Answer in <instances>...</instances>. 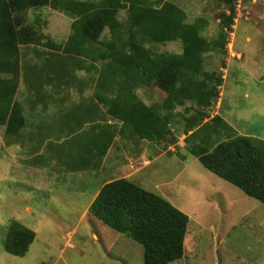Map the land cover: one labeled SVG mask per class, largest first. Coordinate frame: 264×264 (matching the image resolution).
<instances>
[{"label": "trees", "instance_id": "16d2710c", "mask_svg": "<svg viewBox=\"0 0 264 264\" xmlns=\"http://www.w3.org/2000/svg\"><path fill=\"white\" fill-rule=\"evenodd\" d=\"M210 1L225 8L219 14L222 33L213 41L201 34L205 19L187 23L184 12L167 0H155V5L145 0H0V128L5 138L14 140L8 144L17 145L27 129L35 130L40 120L46 123L50 118L52 125L62 123L70 138L65 142L69 150L56 159L59 168L97 172L117 138L127 147L136 142L163 145L170 157L168 147H175L184 135L187 153L205 170L264 207V141L240 135L219 115L208 114L223 81L205 70L204 55L225 50L237 0ZM42 8L71 20L63 44L42 33L45 22L32 14ZM122 11L125 17L120 20ZM168 43H179L181 52L157 53L151 48ZM29 52L43 61L22 62ZM80 73L84 76L78 77ZM21 83L29 95L27 109L16 100ZM150 86L166 99L143 102L137 91ZM53 89L65 91L66 97L73 89L79 99L62 108ZM87 91L91 96L85 98ZM84 100L90 104L83 105ZM176 107H183V112L177 114ZM46 155L49 163L53 156ZM100 182L88 205L91 217L140 245L142 264L182 260L186 214L129 179ZM35 237L13 221L3 250L22 258Z\"/></svg>", "mask_w": 264, "mask_h": 264}, {"label": "rangeland", "instance_id": "374dc122", "mask_svg": "<svg viewBox=\"0 0 264 264\" xmlns=\"http://www.w3.org/2000/svg\"><path fill=\"white\" fill-rule=\"evenodd\" d=\"M145 1L150 5L156 4L155 0ZM167 1L184 12L187 23H194L197 18L205 19L206 25L201 29V34L208 41L215 40L222 33L219 23V14L225 10L222 3L210 0ZM235 10L236 17L232 32L226 37L225 50L218 49L204 55L205 70L221 76L223 81L218 88L217 101L208 114L209 117L219 115L240 135L264 141V0H237ZM32 14L39 15L41 21L45 22V25H41V31L53 43L63 44L67 40L71 24L67 16L49 8L36 10ZM118 17L123 20L125 12H120ZM151 48L157 53L181 52L179 43ZM41 50L46 51L44 48ZM43 59L29 52L22 62L40 64ZM80 76L84 74H78ZM71 90L72 94L66 97L64 90L53 89V97L60 107L68 108L78 101L79 97ZM27 92L26 86L21 83L16 100L22 103L24 109L30 104ZM137 94L148 105L166 99L163 92L151 86L138 89ZM90 96V92H84L85 98ZM185 104L186 107L190 106L187 102ZM175 111L181 114L183 107H176ZM39 123L42 125H36L37 129H27L17 145L8 144L14 140L11 142L5 138L4 129L0 128V264H142L140 245L118 235L90 214L81 216L99 188L100 178H91L94 176L92 171L86 170L89 177H85V171L70 173L61 170L54 159L48 163L46 142L38 138L48 136L50 131L45 133L47 126L41 120ZM177 128L181 130L180 126ZM179 141L180 146L184 147L181 135ZM135 144L129 148L130 151L147 148L148 156L153 154V148L166 156L145 171L143 183L135 184L188 211L193 219L189 228L193 232L195 228L198 231L194 233L196 238L192 241L199 244V248L191 249L189 264H213L206 256L208 252L212 258L215 255L212 249L217 240L212 232L218 229H209L208 224L201 222V212L204 206L213 208L218 205L215 199H209L208 205H204V198L210 193L208 190L216 189L213 183L224 182L205 170L196 158L187 153L186 148L170 147L167 151L172 153L171 158L167 157L163 145L148 148V142ZM120 146L128 145L121 143ZM182 155L185 156L184 161L179 157ZM129 156L132 154L129 153ZM257 206L253 215H264V207L260 203ZM13 221L36 235L28 253L22 258L8 255L3 250L7 229ZM246 233L247 236L251 234L250 231ZM92 234L96 235L95 238ZM187 248L189 251V244Z\"/></svg>", "mask_w": 264, "mask_h": 264}, {"label": "crops", "instance_id": "0c3cea01", "mask_svg": "<svg viewBox=\"0 0 264 264\" xmlns=\"http://www.w3.org/2000/svg\"><path fill=\"white\" fill-rule=\"evenodd\" d=\"M86 104L89 105L90 102L84 100L83 105ZM36 107L40 108V105H36ZM41 108L44 109V105L41 106ZM91 108L92 107L87 108V110H91ZM49 113L51 112L49 111ZM49 120L50 118L46 121L47 124L44 122V125H48L45 133L47 130H49L50 134L45 137L40 136L38 139L43 140L44 143L46 142L47 152H50L53 156L52 159H54V161H57L56 159L61 160V158H63V151L69 150V147H66L65 142H67L70 138L66 137V133L64 131L62 123H59L58 126L52 125ZM49 124H51L53 127H51ZM181 137L184 139V135H181ZM118 140L119 138L114 141V143L108 150L106 156L103 159L100 170L97 172H92L94 174L93 178H100L101 180H103V183H108L120 178L129 179L134 183H143L145 180V171L149 169L153 164L158 163L161 157H166L162 156L161 153H158L159 151L151 148V146H148V148H151V152L153 154H150L148 156L147 148L141 151H130V147L120 146L121 143H119ZM180 144L181 142L178 141L175 147H177L178 149L179 147L180 149L185 148V146L181 147ZM169 148L170 147H168V149ZM129 153H131L132 156H129ZM48 155L50 154L48 153ZM182 157L183 159H180L181 161H184L185 156L182 155ZM171 158H173V156ZM52 159H50V162H53ZM81 172L83 171L81 170L77 173ZM73 173H75V171ZM86 174H88L86 173V171L83 172V175H85V177H89L86 176ZM213 184V188L216 187V189L214 188L215 190H208L210 193L205 196L204 205H208L209 199L217 200L216 202H218V205L216 204V207L213 208L204 206L201 212V222L204 221L206 224H208L210 226L209 229H218H214V231L212 232L217 240V244L212 249L216 256L214 255L213 259L211 254L208 252L206 258L210 263L213 264H264V215H253V212L256 211L259 202L256 201L257 204H255V200L245 196L240 190L227 183L229 185L228 186L226 182ZM165 200L170 202L172 205H174V207L186 214L189 218L184 244V256L182 260L172 263L189 264V260L191 258L189 254H191V249L194 250L199 248V244L192 241V239L196 238V234L194 233H197L198 231L195 228V232H193V235L191 236V229L189 228V226L193 219L189 215L188 211H185V209L181 208L177 203H172V201H169L167 198ZM88 205L85 211L81 214L82 217L88 215ZM220 207H222V209ZM247 231L251 232V234H249L248 236L246 233ZM95 236V234H92V237L95 238ZM244 236L247 237L242 239V237ZM255 236L257 237L256 239ZM246 239L250 240L245 241ZM117 241L120 240H115V242ZM248 242L251 243L247 244ZM187 244H189V251L187 248ZM244 253L245 255H243ZM217 256L218 259H216Z\"/></svg>", "mask_w": 264, "mask_h": 264}]
</instances>
